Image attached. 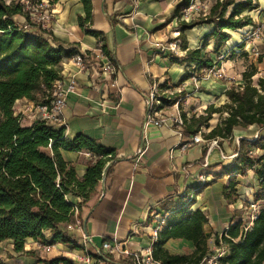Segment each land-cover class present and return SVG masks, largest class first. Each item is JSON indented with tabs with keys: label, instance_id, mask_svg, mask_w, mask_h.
Wrapping results in <instances>:
<instances>
[{
	"label": "crops",
	"instance_id": "crops-1",
	"mask_svg": "<svg viewBox=\"0 0 264 264\" xmlns=\"http://www.w3.org/2000/svg\"><path fill=\"white\" fill-rule=\"evenodd\" d=\"M92 2L93 29L104 33L103 43L110 53L106 57L111 58L117 68L112 76L115 85H111L99 68L78 72L71 61L72 56L64 58L62 76L76 74L77 87L68 98L62 122L57 125L65 127L69 138L83 134L106 148L114 149L117 162L107 174L105 192L100 181L97 194L83 205L82 228L69 230L74 236L75 248L63 243L44 246L28 238L25 250L35 251L38 257L47 260L63 256L72 260L73 264H86L83 259L87 255L93 258L92 264H133L128 254H109L103 250V242L117 239L129 252L153 248L158 236L155 237L154 231L159 225H165V219L170 216L167 212L170 205L188 196L195 198L191 211L200 210L208 218L203 232L208 238L211 257L221 248L216 245V238L249 214L247 202L254 199L258 188L255 172L237 175L234 193L226 198L224 190L231 176L223 174V171L232 164L234 158L231 156L236 154L239 140L254 137L257 128L236 127L233 138L221 140L219 149L193 143L182 150L180 143L190 141L192 135L184 134L180 139L169 123L158 126L147 122V96L155 84L177 95L185 92L186 98L190 96L192 100L190 107H195L193 111L185 110L190 116L203 114L210 105L220 107L227 103L226 90L232 83H240L237 80L240 76L238 66L233 70L232 64L237 65L239 57L247 53L244 50L250 45L243 40L242 34L256 27L257 23L264 22V1L259 0L260 8L249 13L256 22L255 26L230 32L231 40L223 50L231 52L230 64L227 61L223 64L228 81L203 78L198 83L183 82L187 70L185 65L173 62V55L161 53L157 47L177 39L181 33L180 20L170 19L179 0ZM52 6L54 19L50 30L67 45V49L74 47L94 52L100 48L99 39L86 34L78 24V16H85L80 0H54ZM17 19L25 21L22 16ZM212 29L213 25L204 24L187 30L188 47H201L203 37ZM212 47L211 41L206 51ZM212 57L216 58L214 54ZM261 58L256 64L257 79H264V53ZM244 71L241 70L242 74ZM188 100L185 99L184 103L188 104ZM24 102L20 99L17 107ZM182 107H185L184 104ZM172 111L170 106L164 113L168 116ZM216 115L218 117L211 120L212 125L203 129L204 134L218 123L219 114ZM21 118L22 125L26 127L36 122L26 112L21 114ZM204 149L206 155L200 162ZM221 153L227 158L223 159ZM62 155L75 167L77 177L83 178L91 155L84 151L66 150L62 151ZM196 188H200L197 193L194 192ZM72 200L79 202L76 197ZM85 222L88 236L84 231ZM164 248L171 255H191L195 251L192 241L179 238L169 239ZM223 248L227 253V246ZM38 257L16 253L10 240L0 242V264H45Z\"/></svg>",
	"mask_w": 264,
	"mask_h": 264
},
{
	"label": "trees",
	"instance_id": "trees-1",
	"mask_svg": "<svg viewBox=\"0 0 264 264\" xmlns=\"http://www.w3.org/2000/svg\"><path fill=\"white\" fill-rule=\"evenodd\" d=\"M195 1L179 0L170 18H178L181 22L177 40L185 54L172 59L187 69L183 82L193 76L201 80L219 65L217 58L231 40L230 32L255 26L256 22L249 13L260 8L259 0H210L207 10L201 9L190 21L182 20L185 9ZM80 2L85 16H78L79 26L86 34L97 37L104 55L110 56L103 43L104 33L93 29L92 0ZM53 3L51 0V5ZM18 16L25 21L20 22ZM204 24L213 25L212 31L203 37L201 47L190 49L186 31ZM211 41L213 47L206 51ZM66 46L50 29H44L42 23L33 20L19 2L0 0V242L10 240L16 253L35 257H38L35 251L25 250L28 238L44 246L63 243L76 247L68 225L75 222L76 209L83 222V205L97 194L105 167L111 164L108 174L117 162L116 151L99 141L83 134L69 138L64 126L46 121L23 126L21 116L14 110L17 100L23 98L44 103L52 99L54 83L62 78L64 58L80 52ZM88 56L94 58L91 52ZM256 74V67L245 70L242 74L244 83L231 84L225 92L228 102L222 106L210 105L200 115L190 116L182 111L183 133L186 135L193 136L204 128L208 129L214 114H219V121L204 134L207 139H231L238 126L257 128L254 137L239 140L237 156L223 174L231 176L224 190L228 198L234 193L237 175L255 172L258 188L254 201L259 203V214L248 230L243 229V221H238L229 227L227 236L223 234L216 238L217 246L224 244L228 248L217 264H264V79L259 78L255 83L253 77ZM186 97L185 92L175 94L171 103L179 99L183 102ZM63 150L84 151L91 155L83 178H78L75 167L64 160ZM203 154L200 162L204 161L206 149ZM74 197L79 198V202H73ZM180 199L168 208L170 216L158 231L153 257L161 264H204L211 254L208 238L203 232L208 218L200 210L191 211L195 198L184 196ZM171 238L192 241L195 251L191 255H171L164 248ZM38 258L45 264H73L63 256L51 260Z\"/></svg>",
	"mask_w": 264,
	"mask_h": 264
},
{
	"label": "built area",
	"instance_id": "built-area-1",
	"mask_svg": "<svg viewBox=\"0 0 264 264\" xmlns=\"http://www.w3.org/2000/svg\"><path fill=\"white\" fill-rule=\"evenodd\" d=\"M7 3L12 1L19 2L24 8L30 12L33 20L37 23H42L44 29H50V24L54 19V11L53 6L51 5V0H6ZM198 5H201L199 0L192 2L190 7L185 9L184 14L182 16V20L190 21L194 16L193 13L197 10L195 15L201 12V9H208L206 6L200 8ZM204 5V4H202ZM205 7V8H204ZM257 38H259V30L253 32ZM248 39V38H246ZM158 49L161 53H170L173 56H182L185 54V51L181 48V43L177 39H173L171 41L166 42L165 44H158ZM89 51H80L79 53L72 56V63L78 70V72H89L92 68H99L102 70L107 78L109 79L112 86L115 85V81L113 80V75L117 72V68L114 63L107 59L104 55L102 49L98 48L96 51L91 52L94 58H90L88 56ZM225 58V54L221 53V55L217 58L219 60V65L215 66V68L208 72V74L204 77L206 78H220L223 76L221 62H223ZM189 81L194 83H198L199 79L193 76ZM77 87V78L76 74L69 75L67 77L62 76L61 79L57 80L54 83V88L52 90V99L47 102H34L29 99L23 98L25 100L24 104L21 107H17L16 103L14 106V110L17 115L21 116L22 113H28L30 118L37 121H46L50 124H58L62 122L63 110L67 105L68 98L75 92ZM175 93L167 91L165 88L159 87L158 85H154L151 91L147 96V122L154 123L155 125L162 126L163 124H170L172 128L175 130L180 139L183 138V127H184V119L182 116V110L180 108L181 100H177L174 103H171L172 97ZM184 103V102H183ZM172 106L173 111L170 115H165V109ZM204 131L202 130L196 135L191 137L190 141L180 143V148L182 150H186L190 144L193 143H203L211 148H220L219 142L223 140V138L217 137L212 139H207L204 136ZM222 155V153H221ZM237 153L232 155V158H235ZM223 159L227 157L222 155ZM260 206L258 202L254 200L250 202V212L248 216L243 219V229L248 230L254 224V220L257 219L259 214ZM78 209H76V218L75 222L68 225V229L72 230L74 228H82V222L78 218ZM162 221V220H161ZM161 226L159 225L155 231V237L158 234ZM227 236V231L224 233ZM221 238V237H220ZM225 246L222 244L221 248L217 249L215 255L207 258L204 264H217V260L224 256L225 250L223 248ZM103 250L109 252V254H128L132 257L133 264H161L159 261L155 260L153 257V248L149 247L142 252H129L126 250L122 243L117 239L104 241L102 244ZM86 264H92L93 258L90 256H85L84 259Z\"/></svg>",
	"mask_w": 264,
	"mask_h": 264
},
{
	"label": "rangeland",
	"instance_id": "rangeland-1",
	"mask_svg": "<svg viewBox=\"0 0 264 264\" xmlns=\"http://www.w3.org/2000/svg\"><path fill=\"white\" fill-rule=\"evenodd\" d=\"M202 4H204V5H202ZM210 4H211V1L209 0L207 2L201 3V5H198V6L200 8H202L203 6H206L208 8V6H210ZM195 13H197V10L194 11L193 16H195ZM256 30H259V34H260L259 38H257V36H255L253 34V32H255ZM242 35L244 36L243 40H247L248 42H250V45L246 49L247 51L244 50L247 53H245V55H241V57H239L237 65L236 64H232V67H231V69L235 70V68L238 66L237 67L238 68V75H240V76L237 77V80L240 82L239 84H243L244 83L241 70H243V69L244 70H250L253 67H256V64L259 63V57L263 56V53H264V22L257 23L256 27H253V28L249 29V31L247 33H243ZM246 38H248V39H246ZM225 52H223V53H225V58H224L223 62H221V68H222L223 76L220 77V78H216V77L212 78V79L218 80L219 82L220 81H228V77H226V75H225L226 70H224L225 68H224L223 64L226 61H227L228 64H230L229 59H230L231 52L229 50L225 51ZM257 80H258L257 76L253 77V81L255 83L257 82ZM199 89L200 88H198V90ZM189 97L186 98L187 100L189 99L188 100L189 101L188 104L183 103L184 101L183 102L181 101L180 108L184 112H185V110H187V111L188 110H192L193 111V109L195 108V107H190V104H191L190 102H192V100H190L191 98H189ZM183 104H184L185 107H182ZM217 117L218 116L216 114L213 115V118H217ZM210 124L212 125L211 121H210ZM253 200H251V201H253ZM247 203H248L247 204V211L250 212V203L249 202H247Z\"/></svg>",
	"mask_w": 264,
	"mask_h": 264
},
{
	"label": "water",
	"instance_id": "water-1",
	"mask_svg": "<svg viewBox=\"0 0 264 264\" xmlns=\"http://www.w3.org/2000/svg\"><path fill=\"white\" fill-rule=\"evenodd\" d=\"M110 165H111V164H108V165L105 167L104 171H103V177H102V181H101V182H102V189H103V192H105V181H106V175H107V172H108V170H109ZM84 231H85V235L88 236L87 227H86V222H85V224H84Z\"/></svg>",
	"mask_w": 264,
	"mask_h": 264
}]
</instances>
